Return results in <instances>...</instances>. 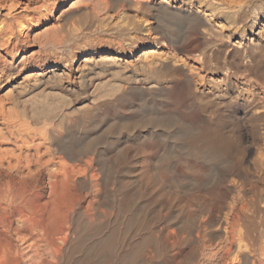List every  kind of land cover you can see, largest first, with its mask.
I'll use <instances>...</instances> for the list:
<instances>
[{"label": "bare ground", "instance_id": "bare-ground-1", "mask_svg": "<svg viewBox=\"0 0 264 264\" xmlns=\"http://www.w3.org/2000/svg\"><path fill=\"white\" fill-rule=\"evenodd\" d=\"M0 264H264V0H0Z\"/></svg>", "mask_w": 264, "mask_h": 264}, {"label": "rangeland", "instance_id": "rangeland-1", "mask_svg": "<svg viewBox=\"0 0 264 264\" xmlns=\"http://www.w3.org/2000/svg\"><path fill=\"white\" fill-rule=\"evenodd\" d=\"M8 1H9V0H8ZM8 1L5 0V2H8ZM62 96H64V99H63L64 102H66V103H70V104H72V103L74 102V100H73L72 97H69V96L64 95V94H62ZM146 112L149 113V110H146Z\"/></svg>", "mask_w": 264, "mask_h": 264}]
</instances>
